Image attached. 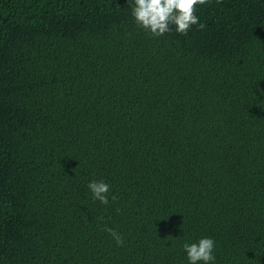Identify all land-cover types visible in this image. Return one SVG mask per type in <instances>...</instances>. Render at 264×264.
<instances>
[{
    "label": "trees",
    "instance_id": "trees-1",
    "mask_svg": "<svg viewBox=\"0 0 264 264\" xmlns=\"http://www.w3.org/2000/svg\"><path fill=\"white\" fill-rule=\"evenodd\" d=\"M196 14L154 37L127 0H0V264H189L203 237L264 264V0Z\"/></svg>",
    "mask_w": 264,
    "mask_h": 264
},
{
    "label": "clouds",
    "instance_id": "clouds-1",
    "mask_svg": "<svg viewBox=\"0 0 264 264\" xmlns=\"http://www.w3.org/2000/svg\"><path fill=\"white\" fill-rule=\"evenodd\" d=\"M208 2L209 0H127L136 25L154 37L163 36L173 31V28L178 34L186 36L193 25H199V29L203 30L205 24L199 21L197 6ZM220 2L222 0H217V3ZM88 188L94 200L104 205L109 203L108 183L91 180ZM115 199L113 195L112 200ZM103 231L112 236L118 246H123L124 239L115 229L105 225ZM183 249L189 264H215V241L210 237L200 238L197 242H185Z\"/></svg>",
    "mask_w": 264,
    "mask_h": 264
}]
</instances>
